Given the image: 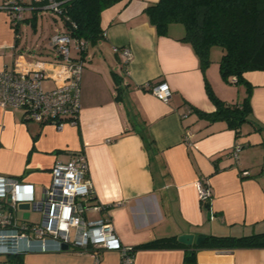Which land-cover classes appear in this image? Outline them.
<instances>
[{
    "label": "crops",
    "instance_id": "obj_1",
    "mask_svg": "<svg viewBox=\"0 0 264 264\" xmlns=\"http://www.w3.org/2000/svg\"><path fill=\"white\" fill-rule=\"evenodd\" d=\"M26 1V18L44 8L39 0ZM156 1L122 0L102 11V37L91 50L88 42L82 53L76 125L57 128L24 119L20 108L0 106V175L31 184L39 199L55 161H68L82 151L94 198L107 206L102 213L110 217L121 243L170 242L137 250L133 264H264V245L196 249V243L178 240L181 246L172 245L182 233L194 239L264 233V70L244 73L252 86V121L243 123L238 135L224 120L200 117L192 107L205 113L216 108L207 83L226 103L241 101L245 88L226 86L218 59L202 68L192 45L181 40L180 24L170 25L168 35H157L143 11ZM19 39L0 9V70L56 71L54 50L48 59H39L26 46L20 48ZM123 46L132 54L128 62L120 52ZM71 54H77L75 47ZM44 81L50 82L46 88L53 87V79ZM160 82L171 90L168 101L151 90ZM142 134L153 140V161ZM235 144L241 146L237 160L231 155ZM198 181L209 185V209L200 203ZM100 215L89 213L91 218ZM28 217L35 221L30 212ZM192 249L195 258L186 261ZM20 255L23 264H93L91 252L72 247ZM1 256L0 264L6 259ZM98 257V264H121L116 250H100Z\"/></svg>",
    "mask_w": 264,
    "mask_h": 264
},
{
    "label": "built area",
    "instance_id": "obj_2",
    "mask_svg": "<svg viewBox=\"0 0 264 264\" xmlns=\"http://www.w3.org/2000/svg\"><path fill=\"white\" fill-rule=\"evenodd\" d=\"M23 1L3 0L0 5V9L7 14L10 26L18 25L24 18L27 6ZM44 9L61 13L57 0H48ZM49 44L58 60L56 71L50 73L41 67L0 70V106L20 108L24 119L51 123L57 128L65 124L76 125L80 111L82 53L88 46V40L56 31L50 35ZM72 47L77 52L75 56L71 54ZM120 52L128 62L132 55L130 49L123 46ZM46 78L53 79V87L43 85ZM151 90L163 101H168L171 96L165 82L152 86ZM190 136L186 132V137ZM240 147L235 144L231 150L235 160ZM32 187L19 178L0 175V255L61 251L62 245L67 244L68 248L91 252L93 264L99 263L98 252L103 249L118 251L121 264H133L135 251L121 243L110 217L102 213L107 206L94 198V188L82 151L68 161H55L51 168V181L43 188L39 199H36ZM197 191L202 206L210 203L211 191L207 182L198 181ZM21 202L30 203L25 219L18 218L16 214L17 211L26 212L18 209ZM31 210L40 211L41 219L29 221ZM92 211L101 215L91 218L89 213Z\"/></svg>",
    "mask_w": 264,
    "mask_h": 264
},
{
    "label": "trees",
    "instance_id": "obj_3",
    "mask_svg": "<svg viewBox=\"0 0 264 264\" xmlns=\"http://www.w3.org/2000/svg\"><path fill=\"white\" fill-rule=\"evenodd\" d=\"M60 3L59 15L64 24V30L78 39L95 43L102 37L100 24L101 13L106 8L122 0H57ZM27 6V1H23ZM48 0H39L46 5ZM144 13L157 35H168L172 24H181L184 34L181 40L189 42L196 51L202 68L210 64V49L218 46L221 49L219 73L222 80L235 84H243L246 94L241 101L226 103L216 96L207 83L208 96L215 104V110L210 113L192 107L200 117L209 121L224 120L239 134L240 126L250 117V96L252 86L245 79L244 73L249 70H264V0H157L144 8ZM36 13L22 21L30 20L36 25ZM20 23V22H19ZM18 25L11 26L17 33ZM51 48V47H50ZM52 49V48H51ZM144 144L153 158V140L142 134ZM159 168V164L155 162ZM243 172V171H242ZM210 203L205 204L209 209ZM168 239H153L136 246L139 249H151L167 246ZM173 246L182 244L174 238ZM264 245V233H254L245 236H204L196 244V249L202 248H235ZM196 249L186 251L185 260L193 261ZM1 264H23L21 255H7Z\"/></svg>",
    "mask_w": 264,
    "mask_h": 264
},
{
    "label": "rangeland",
    "instance_id": "obj_4",
    "mask_svg": "<svg viewBox=\"0 0 264 264\" xmlns=\"http://www.w3.org/2000/svg\"><path fill=\"white\" fill-rule=\"evenodd\" d=\"M36 13H37L36 25L34 26L30 22V20L27 21L23 20L19 23L18 31L17 33H15V35L16 37L20 38L18 40V46L20 48L26 46V51H28L27 53H32L33 56L39 59H48L50 56L53 55V49L50 48V44H49V37L54 31H57L56 29L63 30L64 28L63 20L59 15L53 13L51 10H47L44 8L36 10ZM27 15H30V13H28ZM179 26H180L179 28L184 30L181 24ZM93 47L94 45H92L91 43L89 46V50H91ZM12 51L14 50L12 49ZM209 54L211 60L210 63L212 62V59L213 60L218 59V63H219L221 49L218 46L211 47ZM224 83L226 84V86L231 88L234 87L241 89L244 88L243 84L232 83L231 79L228 82L224 81ZM43 85L45 87H50V82L44 81ZM16 214L18 218L22 217V213L20 211H17ZM40 216L41 214L39 211H35V210L30 211V220H38ZM0 258H2V256Z\"/></svg>",
    "mask_w": 264,
    "mask_h": 264
},
{
    "label": "water",
    "instance_id": "obj_5",
    "mask_svg": "<svg viewBox=\"0 0 264 264\" xmlns=\"http://www.w3.org/2000/svg\"><path fill=\"white\" fill-rule=\"evenodd\" d=\"M18 209L19 210H23V211H26L24 212L25 214H27L30 210V203L29 202H21L18 204ZM204 239V236L200 235V236H197L195 239H194V235L192 233H182V234H179L177 236V240L185 245H191L193 242L198 244L200 243L202 240ZM62 249L63 250H66L68 249V245L67 244H63L62 245Z\"/></svg>",
    "mask_w": 264,
    "mask_h": 264
}]
</instances>
